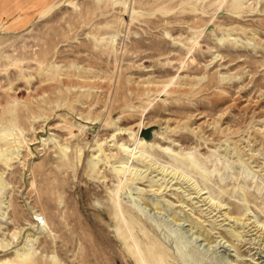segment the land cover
<instances>
[{
  "label": "rangeland",
  "instance_id": "1",
  "mask_svg": "<svg viewBox=\"0 0 264 264\" xmlns=\"http://www.w3.org/2000/svg\"><path fill=\"white\" fill-rule=\"evenodd\" d=\"M149 261L264 264V0H0V264Z\"/></svg>",
  "mask_w": 264,
  "mask_h": 264
},
{
  "label": "water",
  "instance_id": "2",
  "mask_svg": "<svg viewBox=\"0 0 264 264\" xmlns=\"http://www.w3.org/2000/svg\"><path fill=\"white\" fill-rule=\"evenodd\" d=\"M143 137H146L148 138L150 136V132L146 129L144 131H142V134H141Z\"/></svg>",
  "mask_w": 264,
  "mask_h": 264
},
{
  "label": "bare ground",
  "instance_id": "3",
  "mask_svg": "<svg viewBox=\"0 0 264 264\" xmlns=\"http://www.w3.org/2000/svg\"><path fill=\"white\" fill-rule=\"evenodd\" d=\"M132 217H133V216H132ZM132 220H133V219H132ZM132 220H131V221H132ZM162 255H163V254H162ZM145 264H146V263H145ZM148 264H154V263L149 261V263H148ZM160 264H161V262H160Z\"/></svg>",
  "mask_w": 264,
  "mask_h": 264
},
{
  "label": "crops",
  "instance_id": "4",
  "mask_svg": "<svg viewBox=\"0 0 264 264\" xmlns=\"http://www.w3.org/2000/svg\"><path fill=\"white\" fill-rule=\"evenodd\" d=\"M32 4V3H31ZM35 7V6H34ZM34 7H32L33 9H31V10H34Z\"/></svg>",
  "mask_w": 264,
  "mask_h": 264
}]
</instances>
